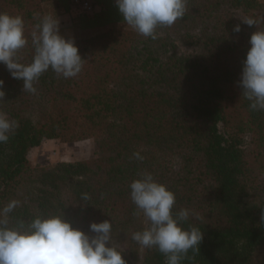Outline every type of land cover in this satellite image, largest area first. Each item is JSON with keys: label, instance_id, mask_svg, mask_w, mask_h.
Instances as JSON below:
<instances>
[{"label": "trees", "instance_id": "16d2710c", "mask_svg": "<svg viewBox=\"0 0 264 264\" xmlns=\"http://www.w3.org/2000/svg\"><path fill=\"white\" fill-rule=\"evenodd\" d=\"M52 1L0 0V12L25 21L29 43L17 53L20 62L35 54L34 14H49ZM70 2L56 5L68 13ZM92 4L101 11L78 14L75 28L108 29L74 39L85 59L77 76L49 69L35 93L24 92L23 81L0 63V112L18 123L0 143V209L17 201L11 226L64 214L87 232L92 222L111 219L127 264H166L156 248L131 239L145 223L133 214L130 184L146 170L175 193L174 211L191 210L188 223L204 234L181 264H254L264 251V111L251 110L239 86L258 30L241 18H257L264 29V0H187L184 17L158 28L154 40L120 26L126 22L115 0ZM178 43L191 52L178 53ZM55 139H93L94 157L33 166L29 152Z\"/></svg>", "mask_w": 264, "mask_h": 264}, {"label": "clouds", "instance_id": "9594fccd", "mask_svg": "<svg viewBox=\"0 0 264 264\" xmlns=\"http://www.w3.org/2000/svg\"><path fill=\"white\" fill-rule=\"evenodd\" d=\"M127 25L139 35L157 38V29L171 27L184 17L187 0H115ZM38 22L31 32L35 54L29 63L20 62L17 53L29 43L25 21L20 15L0 12V63L14 79L23 81V91L35 93L39 77L49 69L64 78L77 76L85 59L74 39L60 33L57 15L35 13ZM253 32L243 62L239 86L250 101V109L264 111V29L257 18H241ZM237 24L233 31L239 33ZM4 81L0 79V100L5 96ZM18 123L0 112V143L9 140ZM133 156L142 160L139 151ZM130 198L136 207L134 215H143L145 226L131 235L144 248H156L165 256L166 264H181L190 250H196L203 240V232L190 224L191 210L174 211L175 193L153 174L143 171L130 184ZM83 200H89L87 194ZM17 206L10 201L0 209V264H127L120 246L113 242L112 221L92 222L88 231L75 227L65 215H38L30 222L10 225L8 214ZM264 222V211L261 213ZM187 225V227L185 226Z\"/></svg>", "mask_w": 264, "mask_h": 264}, {"label": "rangeland", "instance_id": "374dc122", "mask_svg": "<svg viewBox=\"0 0 264 264\" xmlns=\"http://www.w3.org/2000/svg\"><path fill=\"white\" fill-rule=\"evenodd\" d=\"M58 0H53L52 3L48 4L46 7L49 14L55 16L57 15L60 21V33L68 39H76L77 37H90L100 31H105L108 28L100 30H90V31H79L74 26V18L81 13H87L89 15L97 14L101 11L100 6L92 4V10L89 12H83L80 8L74 7L70 4V12L65 13L60 5H56ZM72 1V0H70ZM92 3V0H85ZM72 3V2H70ZM62 7V5H61ZM237 18V17H235ZM122 27H130L127 24L120 25ZM176 51L182 54H189L191 52V47L187 45L177 44ZM244 146L249 148L248 141H245ZM94 157V140L86 139L75 142H63L61 140H47L42 143L38 148L32 149L28 158L31 164L35 167H48L55 166L58 163L66 162L73 163L79 161H88ZM254 264H264V251H258L255 253Z\"/></svg>", "mask_w": 264, "mask_h": 264}, {"label": "built area", "instance_id": "2783aa9c", "mask_svg": "<svg viewBox=\"0 0 264 264\" xmlns=\"http://www.w3.org/2000/svg\"><path fill=\"white\" fill-rule=\"evenodd\" d=\"M74 7L80 8L83 12H89L92 10V3L85 0H72Z\"/></svg>", "mask_w": 264, "mask_h": 264}]
</instances>
